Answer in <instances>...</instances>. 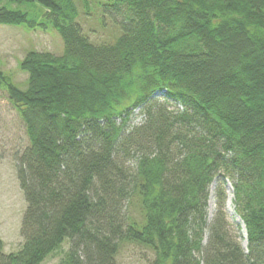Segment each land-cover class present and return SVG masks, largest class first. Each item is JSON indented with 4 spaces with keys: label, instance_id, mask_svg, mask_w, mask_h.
<instances>
[{
    "label": "trees",
    "instance_id": "obj_1",
    "mask_svg": "<svg viewBox=\"0 0 264 264\" xmlns=\"http://www.w3.org/2000/svg\"><path fill=\"white\" fill-rule=\"evenodd\" d=\"M3 1L0 26L31 25L9 5L44 7L64 53L29 52L24 90L0 71L30 142L23 243L6 254L0 237V264H43L66 240L60 264H116L125 243L151 249L152 264H264V0H108L121 35L102 45L75 0ZM135 109L147 121L126 133ZM229 182L247 251L228 228Z\"/></svg>",
    "mask_w": 264,
    "mask_h": 264
},
{
    "label": "rangeland",
    "instance_id": "obj_2",
    "mask_svg": "<svg viewBox=\"0 0 264 264\" xmlns=\"http://www.w3.org/2000/svg\"><path fill=\"white\" fill-rule=\"evenodd\" d=\"M75 0L80 24L84 34L96 45L114 44L121 35L120 27L104 13L103 4L108 0ZM7 4V1H3ZM9 8L19 9L28 14L30 24L22 26H0V71L10 77L22 90L28 86V74L20 69V62L31 51L50 52L56 56L64 53V42L59 33L49 23L46 9L40 4H13ZM158 108L172 112H181L175 104H166L160 95L155 97ZM142 109H135L125 132L146 123L147 116ZM30 142L25 124L11 103L5 88L0 87V237L4 242V253L10 254L20 249L23 243L21 235L22 222L27 203L18 180L20 159L29 147ZM125 167L131 172L136 167V156L131 154L125 160ZM228 201L226 204V220L232 237L247 251L246 231L234 206V190L228 185ZM216 182L210 188L208 202V224H212L217 214ZM129 216L136 220L142 219L141 207L137 202L128 208ZM239 225H241L239 227ZM209 232H206V240ZM70 240L51 254L43 264H60L65 253L70 249ZM154 253L151 249L136 243H125L116 257V264H152Z\"/></svg>",
    "mask_w": 264,
    "mask_h": 264
}]
</instances>
